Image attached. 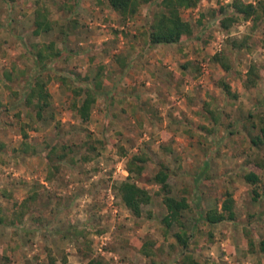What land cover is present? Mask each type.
Returning <instances> with one entry per match:
<instances>
[{
	"label": "rangeland",
	"instance_id": "374dc122",
	"mask_svg": "<svg viewBox=\"0 0 264 264\" xmlns=\"http://www.w3.org/2000/svg\"><path fill=\"white\" fill-rule=\"evenodd\" d=\"M159 1L124 19L108 0H0V264H85L90 257L106 264H264V145L252 144L264 117V20L257 30L240 19L226 31L220 21L234 0H201L182 11L194 26L191 37L151 46ZM36 20L50 30L35 33ZM49 46L61 56L50 58ZM40 52L47 56L37 64ZM218 53L229 71L213 60ZM252 65L259 76L247 87ZM37 78L51 94L42 121L23 103ZM97 83L84 123L71 110L80 101L75 90ZM54 145L64 161H49ZM137 156L146 168L131 181L152 196L141 218L118 188ZM162 165L172 195L190 204L186 249L180 229L163 224L167 210L152 180ZM250 172L259 174L258 184L246 182ZM227 193L236 220L206 222ZM25 199L26 216L11 225Z\"/></svg>",
	"mask_w": 264,
	"mask_h": 264
},
{
	"label": "trees",
	"instance_id": "16d2710c",
	"mask_svg": "<svg viewBox=\"0 0 264 264\" xmlns=\"http://www.w3.org/2000/svg\"><path fill=\"white\" fill-rule=\"evenodd\" d=\"M201 0H160L159 10L155 13L152 22L150 23L148 38L151 46L158 45H175L179 44L183 39L189 38L194 33V26L190 21H187L182 16V11L196 8ZM153 3V0H108V4L112 10L117 12L122 18L130 19L138 15L143 5ZM229 7L232 12L226 15L221 21L220 25L224 30H230V28L237 24L240 19L245 22L251 21L253 23V30H257L259 23L264 20V0H255L252 3H246L243 0H234ZM225 8L222 7L220 11H213V15L217 16L220 13H224ZM36 31L39 33L42 30L48 32L50 30L49 23L45 20H36ZM244 43L238 44V41H233L232 45L236 49H241ZM246 46V45H245ZM51 53L48 55L50 58L60 57L61 53L53 50L52 46H49ZM47 55L40 52L36 55V63L39 64L40 59L44 60ZM216 63H219L224 70L229 71L231 68L226 63L223 53H218L213 57ZM258 72L256 65H252L249 69L248 78L246 81L247 87H252L256 84V78H258ZM64 80V79H63ZM221 87L226 94H231V87L224 81L221 82ZM100 84L95 86L89 85L85 88L75 90V94L80 101L76 100L72 105V111L80 117L82 122L86 123L90 121L91 111L93 105L96 103L98 88ZM51 94L47 89V83L41 78H37L29 87V91L26 95L24 105L27 106L35 113V117L38 121L44 119L45 113L51 106ZM35 126V125H34ZM260 134L252 137V144L254 146L264 145V117L260 120ZM36 128V127H34ZM24 139L28 138L27 133L23 134ZM4 145L0 143V149H3ZM66 147H64L65 149ZM91 149H95L92 147ZM58 154V147L51 146L50 152L47 157L50 162L53 161V156ZM59 162L64 161L65 154L57 155ZM146 159L142 157H132L128 161L127 170L130 174L129 180L119 185V194L127 209L138 218L143 216L144 207L152 202V196L148 190L138 186L136 182L131 181L133 178L142 177L146 168ZM57 167V166H56ZM207 171V168H203V173ZM50 175L52 171H49ZM170 173L169 168L162 165L160 170L153 177V182L160 187V195L163 196V204L166 207L167 215L163 219V224L167 229L178 227L181 231L177 235L178 241L181 246L188 248V242L190 235L186 231V225L183 222L184 213L190 208V204L187 198H176L172 195V187L169 182ZM245 180L249 184L256 185L260 182L259 174L256 172H250L245 175ZM256 198L259 197L257 191H254ZM7 199H11L9 193L3 195ZM33 199V197H31ZM28 200L25 199L19 204L23 211L17 215V219L12 220L11 225H16L20 219L24 218L29 209ZM18 205V203H16ZM235 201L232 195L227 193L225 200L222 204V208L219 211L211 210L206 213L204 220L210 224H219L226 221H235L236 212L234 209ZM19 220V221H18ZM0 224H5L4 219H0ZM154 244V243H151ZM250 246L255 247V243L250 242ZM149 245L144 244L142 252L144 255L149 256ZM258 251L264 253V239L258 245ZM53 261V260H52ZM51 264H54L52 262ZM85 264H106L102 257H90Z\"/></svg>",
	"mask_w": 264,
	"mask_h": 264
}]
</instances>
